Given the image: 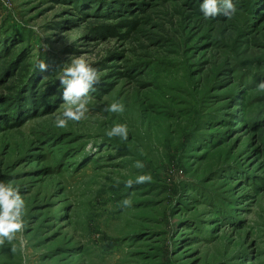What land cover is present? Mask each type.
Here are the masks:
<instances>
[{
	"label": "rangeland",
	"instance_id": "rangeland-1",
	"mask_svg": "<svg viewBox=\"0 0 264 264\" xmlns=\"http://www.w3.org/2000/svg\"><path fill=\"white\" fill-rule=\"evenodd\" d=\"M202 2L0 0V181L25 201L0 264H264V0ZM70 55L101 78L59 128Z\"/></svg>",
	"mask_w": 264,
	"mask_h": 264
},
{
	"label": "clouds",
	"instance_id": "clouds-1",
	"mask_svg": "<svg viewBox=\"0 0 264 264\" xmlns=\"http://www.w3.org/2000/svg\"><path fill=\"white\" fill-rule=\"evenodd\" d=\"M200 11L206 20L214 19L220 15L231 18L237 12V5L233 0H203L200 4ZM66 43L70 44L71 41H66ZM41 48L46 52L50 45L43 43ZM35 67L39 72L46 73L49 71L50 65L46 60H38ZM54 72L55 79L59 81L60 89H62V100L67 105L62 115L56 117V126L64 128L69 120L80 121L85 117L89 110L87 98L90 92L96 91L101 73L92 67L84 56L73 55H70L62 64L57 65ZM258 87L264 89V82H261ZM102 111L109 114L120 113L124 111V105L119 102L111 103L106 105ZM108 135L109 137L118 136L126 141L128 139L127 126L115 125ZM88 149L92 150L91 144L88 145ZM136 167L143 168L144 165L137 161ZM150 180V175H140L136 182L142 184ZM131 184L132 182L129 181V186ZM121 203L125 207H131V197L124 199ZM24 208L25 201L19 188L12 186L11 183L0 181V245H4L5 241H13L16 234L25 229ZM12 250L14 252L15 248Z\"/></svg>",
	"mask_w": 264,
	"mask_h": 264
}]
</instances>
